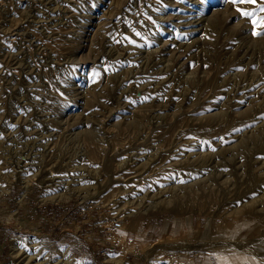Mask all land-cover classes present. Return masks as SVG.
Listing matches in <instances>:
<instances>
[{
	"label": "rangeland",
	"instance_id": "1",
	"mask_svg": "<svg viewBox=\"0 0 264 264\" xmlns=\"http://www.w3.org/2000/svg\"><path fill=\"white\" fill-rule=\"evenodd\" d=\"M260 7L0 0V264H264Z\"/></svg>",
	"mask_w": 264,
	"mask_h": 264
},
{
	"label": "snow or ice",
	"instance_id": "2",
	"mask_svg": "<svg viewBox=\"0 0 264 264\" xmlns=\"http://www.w3.org/2000/svg\"><path fill=\"white\" fill-rule=\"evenodd\" d=\"M261 2H264V0H261ZM232 3H234V4H237V3L245 4V3H247V4L256 5L258 3V0H232ZM259 12L264 13V7H260L259 8ZM241 15L251 18V22H252L253 27H254V31H253L252 34L254 36L264 35V32L255 31V28H257V27H264V18H261L260 20H257L255 13H253V12H245V11H242V10H241ZM181 182H183V181H181Z\"/></svg>",
	"mask_w": 264,
	"mask_h": 264
},
{
	"label": "bare ground",
	"instance_id": "3",
	"mask_svg": "<svg viewBox=\"0 0 264 264\" xmlns=\"http://www.w3.org/2000/svg\"><path fill=\"white\" fill-rule=\"evenodd\" d=\"M126 49H127V48H126ZM246 87H247V86H246ZM76 168H77V167H76ZM84 180H85V179H83V178H81V177H80V178H74V179H70V178H69V179H67V181H63V182H61V183H59V184H57V185L61 186V188L64 189V190L67 192V190H68V191H69V190L71 191V188H72L71 186H74V187H75V185L83 184ZM85 181H87V180H85ZM50 186H51V185H50ZM76 188H77V187H76ZM79 188H80V187H79ZM79 188H78V189H79ZM72 189H73V188H72ZM80 189H81V188H80ZM64 190H63V191H64ZM74 190H75V189H74ZM63 191H62V192H63ZM76 191H77V190H76ZM74 192H75V191H74ZM71 193H72V192H71ZM71 193H70V194H71ZM68 194H69V193H68ZM70 194H69V195H70ZM53 197H54V196H53ZM51 199H53V198H51ZM55 199H57V198H55ZM55 199H54V201H55ZM57 201H58V200H57ZM17 245H18V244H17ZM17 245L15 244V245L13 246V250H15L16 252H19V251H18V250H19V248H18L19 245H18V247H17ZM193 249H194V248H193ZM18 254H19V253H18ZM22 254H23V252H21L20 256H22ZM23 255H24V254H23ZM20 256H19V257H20ZM19 257H18V258H19ZM21 258H22V257H21ZM29 258H30V257H29ZM27 263H28V262H27Z\"/></svg>",
	"mask_w": 264,
	"mask_h": 264
},
{
	"label": "crops",
	"instance_id": "4",
	"mask_svg": "<svg viewBox=\"0 0 264 264\" xmlns=\"http://www.w3.org/2000/svg\"><path fill=\"white\" fill-rule=\"evenodd\" d=\"M120 261H121V260H120ZM113 262H114V263H118V262L114 261V259H113Z\"/></svg>",
	"mask_w": 264,
	"mask_h": 264
},
{
	"label": "built area",
	"instance_id": "5",
	"mask_svg": "<svg viewBox=\"0 0 264 264\" xmlns=\"http://www.w3.org/2000/svg\"><path fill=\"white\" fill-rule=\"evenodd\" d=\"M117 227H118V225H117Z\"/></svg>",
	"mask_w": 264,
	"mask_h": 264
}]
</instances>
